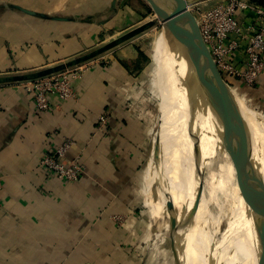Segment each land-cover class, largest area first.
<instances>
[{
    "label": "crops",
    "instance_id": "1",
    "mask_svg": "<svg viewBox=\"0 0 264 264\" xmlns=\"http://www.w3.org/2000/svg\"><path fill=\"white\" fill-rule=\"evenodd\" d=\"M112 1L0 0V75L36 71L95 49L104 26L120 29L129 20L120 0L116 8ZM239 19L247 28L253 13L242 11ZM126 46L80 65L72 78L75 97L52 95L45 111L26 82L0 83V264H142L116 241L144 238L153 225L149 215L162 213L166 204L153 206L145 197L146 214L136 211L138 197L154 194L157 185L141 168L143 123L127 102L139 80L132 68L137 52ZM244 60L241 47L237 64L244 67ZM231 84L250 96L251 110L263 122L264 73L253 86L238 79ZM65 140L72 141L67 160L84 165L77 181L41 164Z\"/></svg>",
    "mask_w": 264,
    "mask_h": 264
},
{
    "label": "rangeland",
    "instance_id": "2",
    "mask_svg": "<svg viewBox=\"0 0 264 264\" xmlns=\"http://www.w3.org/2000/svg\"><path fill=\"white\" fill-rule=\"evenodd\" d=\"M221 1L223 0H200L190 9L195 16H199V11L206 5ZM246 1L253 4L261 3V0ZM120 6L128 9L131 15L128 16L129 20L120 29L104 26L99 31L96 48L157 17L156 11L147 0H120ZM98 19L100 20L101 17ZM163 31L162 24L155 23L118 46L128 45L127 50L130 49L133 54L137 52L136 62L132 63V68L139 75V80L128 90L127 102L130 111L143 123L142 140L138 146L141 153V168L144 170V176L147 172L150 180L156 181L157 185L154 194L146 192V195L138 197L140 207L136 211L138 215L146 214L143 205L145 197L146 200L148 197L151 199L150 205L154 206L159 200L157 205H161L162 201L166 206L162 213L159 209L160 213L149 215L153 219V225L144 238L140 234L132 240V244L130 239L121 243L116 242L129 248L133 254L131 257H136L135 261H143L142 264H206L211 255L215 258V264H233L231 258L235 250L230 245L231 227L232 229L234 227L232 210L237 201L238 188L241 193L244 187L240 183L239 161L234 148L221 140L215 128L209 123H206L203 129L193 126L191 135L185 129L179 128L172 113H177L181 106L176 107L174 104L175 97L181 90L177 88L175 96L168 86ZM154 46L157 47L156 51ZM112 49L94 60L106 55ZM213 70L222 75L224 81L227 80L220 70L215 68ZM224 88L232 100L240 98L251 107L250 109L253 108L250 96L245 92H240L228 81L225 82ZM165 89L170 93V112L167 110L168 104L163 103ZM240 114L244 136L252 141L255 134L259 135L264 130L262 124L251 119L249 113L242 111ZM258 115L264 122V116ZM182 116L184 121L186 118L184 114ZM170 120L175 122V127L170 125ZM184 125L188 128V124L184 123ZM174 140L177 141V145L173 147ZM173 152L177 157H174ZM174 158L177 159L175 162ZM193 179L196 180L195 184ZM174 188L177 189V197ZM171 194L176 205L186 203L187 209L193 207L195 210L193 220L187 229V249L183 248L174 229ZM149 212L151 214V210ZM154 216L157 217L153 218ZM200 218L202 222H197ZM254 229L259 262L264 264V220L255 222ZM205 231L207 234L203 235Z\"/></svg>",
    "mask_w": 264,
    "mask_h": 264
},
{
    "label": "bare ground",
    "instance_id": "3",
    "mask_svg": "<svg viewBox=\"0 0 264 264\" xmlns=\"http://www.w3.org/2000/svg\"><path fill=\"white\" fill-rule=\"evenodd\" d=\"M147 1L153 9L157 7L167 12L166 0ZM163 38L166 47V65L165 63L164 65L168 86L175 96L177 88L181 90L174 101L176 107L181 106L177 113H172L179 128L185 129L191 135L193 126L203 129L206 123H209L215 128L217 134L222 138L221 140L234 148L239 161L244 187L241 193L238 188L237 201L232 210L234 227L233 229L231 227L230 245L235 253L231 262L233 264H260L254 238V226L255 222L264 220V130L259 135L255 134L252 141L247 139L241 129L242 117H240V113L242 111L249 113L251 119L256 122L261 121L240 98L233 100L234 102L228 101L216 85V79L210 71H204L191 86L181 85L184 83L183 77L187 76L185 73L187 64L180 62L179 49H176L173 54L169 53V39L165 31H163ZM154 50L156 51L157 47L154 46ZM181 111L186 118L184 121ZM184 123L188 124V128ZM261 124L264 129V123L261 122ZM174 145H177L176 140L173 141L172 146L174 147ZM173 154L174 157H177L176 153L173 152ZM173 160L175 162L177 159ZM193 182L195 184L196 180L193 179ZM174 189V194L177 197V189ZM198 218L199 213L197 214ZM197 222H202V219L200 218ZM205 234L207 231L203 235ZM229 262L228 260L227 263ZM206 264H215L213 255Z\"/></svg>",
    "mask_w": 264,
    "mask_h": 264
},
{
    "label": "built area",
    "instance_id": "4",
    "mask_svg": "<svg viewBox=\"0 0 264 264\" xmlns=\"http://www.w3.org/2000/svg\"><path fill=\"white\" fill-rule=\"evenodd\" d=\"M245 10L253 13V22L247 28L239 19L240 12ZM196 18L203 39L218 69L225 75V80L231 83L233 79H238L248 86L255 85L264 73V7L246 0H223L206 5ZM241 47L245 55L244 67H240L236 61ZM82 64L42 78L23 81L28 92L34 95L36 107L40 111L49 109L52 95L62 100L75 97L72 78L76 77ZM107 120V114L100 115V124L104 125ZM71 146L72 141L65 140L46 154L41 164L61 179L77 181L84 172V165L79 158L67 160ZM2 187L0 177V190Z\"/></svg>",
    "mask_w": 264,
    "mask_h": 264
},
{
    "label": "water",
    "instance_id": "5",
    "mask_svg": "<svg viewBox=\"0 0 264 264\" xmlns=\"http://www.w3.org/2000/svg\"><path fill=\"white\" fill-rule=\"evenodd\" d=\"M198 1L200 0H166L167 12L158 9L157 7L154 8L157 13V17L135 27L134 29L120 35L119 37H116L115 39L87 53L74 57L68 61L58 63L56 65L27 73L0 75V83L34 80L51 74H55L60 71H64L68 68H72L83 63L84 61L103 54L104 52L141 33L151 25L160 22L169 39V53L173 54L176 49H179L180 62H185L187 64V68L185 70L187 76L183 77L184 83L181 85H183L184 87L191 86L196 78L204 73V71H210L214 75L216 79V85L218 86L222 94L227 98L228 101L234 102L225 91L224 84L226 81L223 80L222 75L217 74V72H214L213 70V68H215L216 70L218 69V67L203 39L198 20L190 9V6ZM116 2L117 0L112 1L113 8H116ZM19 8L26 13L40 15L46 18L66 19L65 17L48 16L47 14L38 13L26 8H22L20 6ZM169 95V90L165 89L163 103L164 105L168 104L167 110H169L170 112L171 107L169 104ZM170 125L172 127H175V122L170 120ZM240 183L241 185H243L241 171ZM171 202L174 229L183 248L187 249V229L193 220L195 210L193 207L191 209H187L186 203H182V205H176L173 198L171 199Z\"/></svg>",
    "mask_w": 264,
    "mask_h": 264
},
{
    "label": "trees",
    "instance_id": "6",
    "mask_svg": "<svg viewBox=\"0 0 264 264\" xmlns=\"http://www.w3.org/2000/svg\"><path fill=\"white\" fill-rule=\"evenodd\" d=\"M257 5H261V6H263L264 7V0H261V3L260 4H258V3H256ZM95 58V57H94ZM93 59V58H92ZM90 60V59H89ZM88 61V60H87ZM84 62H86V61H84ZM83 62V63H84Z\"/></svg>",
    "mask_w": 264,
    "mask_h": 264
}]
</instances>
